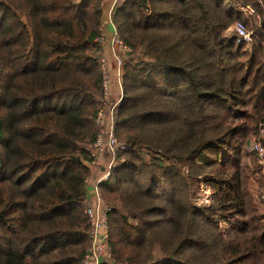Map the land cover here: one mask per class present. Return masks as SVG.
<instances>
[{"label": "trees", "instance_id": "1", "mask_svg": "<svg viewBox=\"0 0 264 264\" xmlns=\"http://www.w3.org/2000/svg\"><path fill=\"white\" fill-rule=\"evenodd\" d=\"M102 18L101 0H0V264H84ZM111 21L130 50L99 264H264L245 160L262 185L246 147L264 123V0H117Z\"/></svg>", "mask_w": 264, "mask_h": 264}, {"label": "built area", "instance_id": "2", "mask_svg": "<svg viewBox=\"0 0 264 264\" xmlns=\"http://www.w3.org/2000/svg\"><path fill=\"white\" fill-rule=\"evenodd\" d=\"M117 0H101V5L107 6V14L109 11V18L110 12L113 6L115 5ZM244 11L246 10L248 13L254 12V9L251 6H245L242 8ZM111 21V20H110ZM232 31L236 41L238 42H246L249 43L251 41V33L248 31L245 23L242 20H236L234 23L230 25L228 28ZM102 30V26H101ZM113 44V55L114 60L117 64V75L120 78L121 74V63H122V56L130 50V47L125 44L119 37V35L114 32V38L112 39ZM123 50V53H121ZM101 66L104 72L103 78V88H104V95L108 93V84H107V71H106V62L105 58H101ZM115 104L112 105L110 109V119H109V126L105 130H100L99 134L95 138L92 147H91V154L93 159L90 163L95 162L96 156L100 150L104 147H108L111 152V160L107 164L106 168L101 172V174L95 179L93 186L91 188V201L87 203L85 207V214L89 221V235H90V246L87 252L84 255V264H99L101 260L105 257L110 256V249L107 243L108 239V231H109V221H108V212L110 210V206L106 204L104 201L102 194L100 192L99 183L104 181L110 175L111 167L113 162L115 161V153L117 148L122 145L114 135L113 132V108ZM96 120L100 123L103 120V108L97 112ZM259 133L264 136V123L259 127ZM250 149L255 150L257 153L262 155L264 153V147L260 142L255 140L250 141ZM89 163V164H90ZM89 177L86 178V183L88 182Z\"/></svg>", "mask_w": 264, "mask_h": 264}, {"label": "crops", "instance_id": "3", "mask_svg": "<svg viewBox=\"0 0 264 264\" xmlns=\"http://www.w3.org/2000/svg\"><path fill=\"white\" fill-rule=\"evenodd\" d=\"M107 23L105 25L107 32L104 33L102 29L101 40L103 46V57L105 58V62L107 66L109 82H108V96L105 98L104 106H103V120L100 123H98L101 131L108 128L109 119H110V109L112 105L116 104L120 100L122 94L121 83L120 80H118V76L116 73V64L114 61L113 50L111 47L112 43L109 40V33L112 32L114 29L110 22ZM103 25L104 24L102 23V28ZM110 160H111V152L109 148L106 146L98 152L95 162L89 164L90 173L88 175L89 177L88 182L86 183L88 203L91 201V188L93 186V183L95 182V179L106 168Z\"/></svg>", "mask_w": 264, "mask_h": 264}, {"label": "rangeland", "instance_id": "4", "mask_svg": "<svg viewBox=\"0 0 264 264\" xmlns=\"http://www.w3.org/2000/svg\"><path fill=\"white\" fill-rule=\"evenodd\" d=\"M242 7H244V6H242ZM107 9H108V7L107 6H103L102 7V14L104 15V17L102 18V23L104 24L103 25V31H104V33L105 32H107L106 31V28H105V25H106V23L107 22H110L111 23V25H112V27H113V31L112 32H110L109 33V40H110V42L111 43H113L112 42V39L114 38V32L116 31V29H115V26H114V24L112 23V21H110L111 20V12H112V9H111V12H110V18H109V11H108V14H107ZM246 11V10H245ZM246 13H248L247 11H246ZM248 14H251L252 15V13H248ZM257 15V14H256ZM255 15V16H256ZM251 18V21H254V20H256L257 19V17H250ZM236 20H238V19H236ZM236 20H234V22L236 21ZM233 22V23H234ZM108 24V23H107ZM246 25V24H245ZM246 27H247V29H248V31H250V33H251V41L249 42V43H246V42H241V43H243V45H244V47H245V49L247 50V51H251V49H252V46H253V31H252V29L251 28H249V26H247L246 25ZM228 31H229V33L231 34V35H233V33H232V31L231 30H229V29H227ZM117 33V32H116ZM234 36V35H233ZM236 39V38H235ZM238 42V41H237ZM111 47L113 48V44L111 45ZM121 53H123V50H121ZM124 56V55H123ZM115 61V60H114ZM115 64H116V62H115ZM117 64H116V73H117ZM106 71H107V67H106ZM107 75V84H108V73L106 74ZM118 76V75H117ZM118 80H120V78L118 77ZM108 96V93L105 95V96H103V99L105 100V98ZM114 109V108H113ZM262 138H264V136H262L260 133H259V135H253V136H251V138H250V140H249V142H248V144H247V147H246V149L248 150V151H251V152H255L256 153V162L259 164V165H261L262 166V171L264 172V153L262 154V155H260L259 153H257L255 150H253V149H250L249 147H250V141H252V140H255V141H257V142H260L262 145H263V147H264V143L261 141V139ZM246 162L250 165V169H249V171H248V173L250 174L249 175V184H248V187H249V190H250V192H251V194H252V197H253V203L256 205V206H258V208L262 211V212H264V178H263V184L261 185V184H259L258 182H257V175H255L254 173H253V169H254V164H253V162H252V159L250 158V157H247L246 159ZM117 162V160H115L114 162H113V165L115 164ZM106 180V179H105ZM201 186V185H200ZM208 195H209V193L206 191V190H203V187H198V189H197V192H196V194H195V197H194V199L196 200V202L198 203V204H206L209 200H208Z\"/></svg>", "mask_w": 264, "mask_h": 264}]
</instances>
